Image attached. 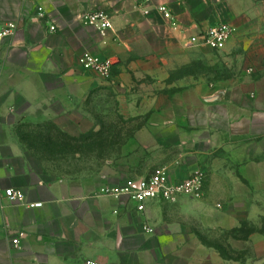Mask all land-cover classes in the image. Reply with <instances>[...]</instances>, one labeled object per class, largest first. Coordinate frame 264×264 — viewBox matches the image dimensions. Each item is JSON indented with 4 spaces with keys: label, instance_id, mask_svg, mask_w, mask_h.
Wrapping results in <instances>:
<instances>
[{
    "label": "crops",
    "instance_id": "0c3cea01",
    "mask_svg": "<svg viewBox=\"0 0 264 264\" xmlns=\"http://www.w3.org/2000/svg\"><path fill=\"white\" fill-rule=\"evenodd\" d=\"M141 2L0 0V30L16 25L0 44V264H240L217 254L206 263L201 241L185 229L184 220L175 219L188 206L151 203L139 214L126 199L99 190L139 181L160 167L168 168L173 181L202 172L215 180L228 178L234 164L244 169L250 145L244 87L216 82L208 90L168 86L159 94L149 92L145 108L124 112L147 116L137 143H129L127 156L126 151L116 156L112 167L94 175L49 173L25 144L61 141L53 129L69 138L90 131L85 104L91 88L106 81L83 71L78 58L84 52L119 61V68L151 76L153 83H168L161 74L170 64L169 38L184 51L198 49L186 48L182 36L168 30L154 10L158 5L168 7L190 33L193 27L229 21L236 34L225 48L264 38V0H150L147 15L138 8ZM39 7L45 11L42 21L36 20ZM93 11L111 17L113 28L105 37L79 22ZM49 25L57 32L49 33ZM128 78L120 73L108 82ZM191 130L194 142L188 143ZM9 189L21 191L24 202L7 200L3 193ZM30 204L42 206L30 209Z\"/></svg>",
    "mask_w": 264,
    "mask_h": 264
},
{
    "label": "rangeland",
    "instance_id": "374dc122",
    "mask_svg": "<svg viewBox=\"0 0 264 264\" xmlns=\"http://www.w3.org/2000/svg\"><path fill=\"white\" fill-rule=\"evenodd\" d=\"M169 39L170 64L161 74L168 76V83H153L151 76L130 74L127 68H119V61L111 60L114 62L110 76L103 80L106 85L91 88L85 104L90 131L75 138L78 139L75 143H27L28 151L49 173L94 175L112 167L116 156L120 158L125 151L127 156L129 148L125 146L129 143H137V133L147 116L124 112L134 106L145 108L149 92L159 94L162 89L167 91L168 86H183L186 91L194 86L208 90L216 82L230 83L235 89L244 87L249 99L250 143L244 155V158L248 155L243 161L245 168L241 170L234 164L232 176L217 180L211 173L202 172L205 179L202 198L181 199L177 204L188 209L184 214H176L179 217L175 219L184 220L185 229L201 241L207 251L205 255L203 252L206 263L210 262V254H217L234 263L258 264L264 260V38L255 37L252 41L248 38L238 47L228 46L221 51H184L173 38ZM139 54L147 53L139 51ZM156 58L160 60L163 56ZM120 73L128 80L108 82L111 76ZM201 122L207 125L205 120ZM190 135L188 143H193L194 131Z\"/></svg>",
    "mask_w": 264,
    "mask_h": 264
},
{
    "label": "built area",
    "instance_id": "2783aa9c",
    "mask_svg": "<svg viewBox=\"0 0 264 264\" xmlns=\"http://www.w3.org/2000/svg\"><path fill=\"white\" fill-rule=\"evenodd\" d=\"M150 0H142L138 8L143 15L149 13L148 6ZM154 10L166 22L168 30L178 33L182 36L185 47L189 49H209L213 51L224 50L228 42L235 36L236 28L230 24L218 23L206 29H198L193 27L190 33L189 28H184L176 20L172 11L164 6L158 5ZM45 18V11L39 7L36 11V20L42 21ZM79 22L84 27L95 29L101 37H105L108 32L112 31L113 24L108 13L103 11H93L84 13L80 16ZM16 31V25L9 23L0 30V44L11 37ZM49 33L57 32L54 25L48 26ZM189 32V33H188ZM78 63L83 71L94 73L102 79L110 76L113 62L110 59H103L84 52L78 58ZM204 176L196 173L187 179L181 181H173L167 167H160L153 171L148 177L136 182L128 183L121 187H111L104 185L100 188L99 193L102 196L120 200L126 199L134 210L139 214L147 211L148 205L151 203H161L166 205H176L180 199L187 198L199 200L203 195ZM3 196L14 203L22 204L25 196L21 191L13 189L6 190ZM41 204H30V209L39 208ZM148 234H153V230L147 226L144 227ZM15 246L18 240H13ZM83 264H98L93 261H86Z\"/></svg>",
    "mask_w": 264,
    "mask_h": 264
},
{
    "label": "trees",
    "instance_id": "16d2710c",
    "mask_svg": "<svg viewBox=\"0 0 264 264\" xmlns=\"http://www.w3.org/2000/svg\"><path fill=\"white\" fill-rule=\"evenodd\" d=\"M53 130L56 132V135L58 136L57 138H58L59 140H61V142H64V140H66V141H68V142H70V143H75V142L78 141V139H75V138H69V137L63 135L62 133H60L59 131H56L55 129H53ZM25 144H26V146H28L27 143H25ZM50 144H51V143H50Z\"/></svg>",
    "mask_w": 264,
    "mask_h": 264
}]
</instances>
